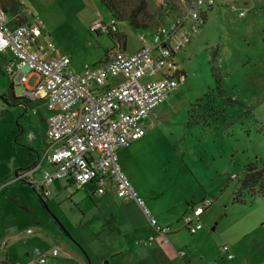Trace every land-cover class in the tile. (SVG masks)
Instances as JSON below:
<instances>
[{
    "label": "rangeland",
    "instance_id": "obj_1",
    "mask_svg": "<svg viewBox=\"0 0 264 264\" xmlns=\"http://www.w3.org/2000/svg\"><path fill=\"white\" fill-rule=\"evenodd\" d=\"M19 1L22 22L28 11L38 16L43 23L42 39L54 45L56 55L70 59L74 73L102 64L119 36L129 54L144 43L140 37L150 43L147 31L121 20L116 21L119 32L113 38L90 33L88 27L94 20L111 21L98 0ZM146 4L153 30L162 22L157 19L160 10L157 0ZM233 4L235 10H231ZM172 15L181 17L177 11ZM171 22L164 20L166 26ZM191 24L197 32L175 58L186 75L185 83L155 109L142 148L131 145L118 164L148 207L161 218H181L172 224L178 232L169 237L174 239L175 250L182 249L178 251L198 264H219L216 253L226 246L236 254L224 264H264V200L240 189L248 165L264 169V0H219L206 13L203 26L187 19L182 34ZM213 54H217L214 62ZM6 60L0 57V238L6 244L8 263H24L26 254L31 257L35 249L49 255L53 248L58 251L59 264H89L86 259L90 264L130 263V253L110 255L119 249L138 248L135 241L141 236L126 235L123 229L121 235L115 231L112 236L96 234L92 225L94 216L102 219L98 201L102 196L91 185L86 193L74 186L72 192H55L52 185L49 196L41 201L25 183L12 182L15 172L36 161L30 149L41 144L43 128L32 110L24 119L10 105L13 98L22 97V91L5 74ZM35 80L32 77L29 85ZM37 109L45 119L43 107ZM17 124L23 126V133ZM35 177L39 180L41 172ZM237 191L240 202L233 201ZM205 199L211 206L198 218L201 236L190 235L182 218L192 216L190 205ZM128 206L134 220L147 222ZM113 210L108 206V211ZM165 246L174 252L170 244Z\"/></svg>",
    "mask_w": 264,
    "mask_h": 264
},
{
    "label": "built area",
    "instance_id": "obj_2",
    "mask_svg": "<svg viewBox=\"0 0 264 264\" xmlns=\"http://www.w3.org/2000/svg\"><path fill=\"white\" fill-rule=\"evenodd\" d=\"M157 0L163 8H173L181 17H173L169 25L157 26L149 35L151 46L134 53L109 52L98 66H85L81 73L70 68V59L56 55L55 47L42 39L43 23L38 16L26 12L24 22L13 27L14 20L0 9V56H6L4 72L21 87L22 97L42 104L45 118V147L34 165L14 175L13 183L30 185L42 197L46 189L59 180L70 182L77 190L93 184L95 193L103 195L112 190L118 199L133 202L155 235L142 243L168 244L170 226L160 224L146 207L121 170L117 150L129 148L146 135L154 110L162 105L176 88L186 81L175 57L197 32L191 24L188 32L180 34L183 23L190 19L202 24L201 16L219 0ZM231 10H235L234 4ZM242 15V13H240ZM13 25V24H12ZM90 33L115 35L116 21L109 24L94 20ZM144 42V38L140 37ZM36 77L29 85L30 79ZM52 171L42 169L43 165ZM42 170V171H41ZM41 171V178L35 175ZM211 206L207 199L192 207V216L182 218L183 228L190 235L202 226L198 218ZM6 244L0 238V249ZM228 260L226 246L222 247ZM180 259L185 253L176 252ZM57 255V250L49 254ZM25 264H47L46 255L38 250Z\"/></svg>",
    "mask_w": 264,
    "mask_h": 264
},
{
    "label": "crops",
    "instance_id": "obj_3",
    "mask_svg": "<svg viewBox=\"0 0 264 264\" xmlns=\"http://www.w3.org/2000/svg\"><path fill=\"white\" fill-rule=\"evenodd\" d=\"M216 5H218V3ZM13 26L14 25H11V27H13ZM153 30L147 31L148 37L150 36L149 34ZM118 32H119V29H118ZM181 33H182V29L180 30V34ZM149 39H150V37H149ZM150 46H151V42L149 44H147L144 41V43L141 44V46L138 49H136V51H138L139 49H141L143 47H150ZM117 50L118 51H124V52H126L125 51L126 50L125 49V43L123 42V44H122V43H120V42L117 41V43L115 45V48L114 49H110L108 51L113 52V51H117ZM136 51H132L130 53H134ZM177 55H176V57H177ZM153 113L151 115V118L152 117H155V114H153ZM150 121H151V119H150ZM144 137H142L141 139H139L136 142H134L132 144V146L133 145H136V146H138L136 148L141 149L142 146L144 145V144H142L143 141H141V140ZM44 147H45V126H44L43 132H42V141H41V144H39L38 147L36 149H34L35 152H32L35 155V157H36V161L39 158V156L41 154V151L43 150ZM125 149H128V148H124V149L121 148V149H118L117 150V159H118V161H119V158H120V156L122 155V153H123V151ZM128 158H129V156H128ZM35 162H34V164H35ZM34 164H32V165H34ZM42 169L48 170V171H52L53 170V167L45 164V165L42 166ZM41 171H39V173ZM60 181H63V182L60 183ZM52 185H54V188L53 189H56L55 192H60L61 190H64V189H66V190L69 189V191L72 192V189H73L72 188L73 185L70 182L65 181V180L55 181L50 186H52ZM88 185H91V187L94 188L93 184H88ZM49 187H47L46 189L48 190ZM86 187L87 186H85L84 189H82L85 193H86ZM94 191H95V188H94ZM109 193H111V194H109ZM100 196H102V197H100V199L98 201H99V204L102 207V213H101L102 214V219H100L99 217L94 216L95 217V223H94V225H92L94 228H97V231H96V234L97 235L103 232V233H107L108 236H112L113 231H115L119 235H121L122 234L121 230L123 229L124 231L127 232L126 235L129 234V233H131V234H134V235L141 236V238L139 237L140 238L139 239L140 241H137V242L135 241V245L138 248L131 247V248L126 249L125 251H122L121 249H119V250L116 251L117 253H111V255H110L111 258L121 257V256H123V253L126 252V254L127 253H130L128 259L131 260V262L129 263V261L127 260V263L128 264H181L178 261V258L179 257L176 258L175 257V254H177L176 252L178 250H182V249L175 250L176 248L174 246V239H172L171 241L169 240V237L171 235H175V233L178 232V230H176V229H174L172 227L173 222H177L178 220H181V218L176 217V221L175 220H169V219L161 218L159 216V214H157L155 212V210L153 209L152 206H149L148 207L147 204L145 203L146 204V207L150 210L152 216L160 224L166 225V226H170L171 233H170V235L168 237V240H169V243L168 244H170V246L174 250V252H175V254H174V252L171 250V248L165 246V244H161V243L155 242V243H153L151 245H144L142 243L143 241H146L150 236L155 235V233L148 226L147 222H145L143 220V218H142L141 222L138 223L136 220L133 219L134 217H132L129 214V211L132 210V208L129 207L128 205H131L135 209V211L138 213V217H144L142 215L141 211L137 208V206L133 202H125V201H123L121 199H118L115 196V194L113 193V191L110 190V189H108L103 195H100ZM115 200H120L121 202H116ZM127 203H131V204H127ZM108 206H113V208H114L113 212L108 211ZM192 207H194V205H190V209H192ZM186 212L187 211L184 210V212L182 213V215L185 214ZM140 215H142V216H140ZM97 218L100 219L101 222H99L97 220ZM135 219H138V218H135ZM135 222H137V224ZM200 231H199V233H196V234H199L200 235ZM196 234H194V235H196ZM172 237H174V236H172ZM1 240H2V238H1ZM52 250H57V249L53 248ZM228 250H229V254H231L233 256V259L232 260H234L235 259V254H236L235 251H233L230 248H228ZM42 255H46L47 264H59V262L56 259V256L58 255V253H57V255L55 257H52V256H50L48 254H42ZM216 256H217V260H218V263L219 264H224L226 260L227 261H232V260H228L226 254L223 253V252H221V251H220V253L217 252L216 253ZM74 257H77V256H74ZM25 258H26V260L24 261V263H20V262L19 263L20 264H25L28 261L32 260V254H31V257H30V255L26 254V257ZM102 259L103 260H107L108 258L103 257ZM0 260H5L7 264H10V263H8L6 247L0 249ZM179 260H181L182 264H193L192 261L194 262V264H198L197 262H195V259L194 258H191V257L190 258L189 257L187 258L186 254H185V257H184L183 260L180 259V258H179ZM198 260H200V259H198ZM19 263H17V264H19ZM211 264H215V263H211ZM231 264H234V263H231Z\"/></svg>",
    "mask_w": 264,
    "mask_h": 264
},
{
    "label": "trees",
    "instance_id": "obj_4",
    "mask_svg": "<svg viewBox=\"0 0 264 264\" xmlns=\"http://www.w3.org/2000/svg\"><path fill=\"white\" fill-rule=\"evenodd\" d=\"M99 3L106 9L109 13L111 19L115 21H126L128 25L137 30L149 31V25L151 24L152 16L147 12V0H98ZM159 7V12L157 15V19L162 22L159 25H165V19H173V8H163ZM0 9L4 14L14 20L15 25H20L23 17H21V4L19 0H0ZM212 8H209L207 12L211 11ZM206 13L201 16L203 26L206 22ZM118 34V33H117ZM116 35V34H115ZM115 35H108L109 37H114ZM118 42L122 43L124 41L120 40V36L117 39ZM111 51H107L105 54V59L107 54ZM217 54L212 55V61H215ZM1 57V56H0ZM5 96H3L4 98ZM5 99V98H4ZM6 101V99H5ZM14 107H17V112L19 111V115L25 119L29 110H32L39 117V124L41 128L45 126V119L41 117L39 110L37 108H42V104L33 103L25 98H13L12 104ZM44 109V108H43ZM45 110V109H44ZM18 122V121H17ZM16 122V123H17ZM18 125V124H17ZM20 127V134L24 132L23 126L18 125ZM42 139L40 137V143ZM31 153L35 152L34 149H30ZM17 173V172H16ZM15 173V174H16ZM14 174V175H15ZM264 188V169L259 168L256 169L253 165H248L243 174V178L241 180V190L246 191L249 195L253 196L254 194H259L261 198L264 200V193L262 190ZM36 191V190H35ZM42 201V197H39ZM234 202H240V192L237 191L236 195L233 198ZM0 264H7L5 260H0Z\"/></svg>",
    "mask_w": 264,
    "mask_h": 264
},
{
    "label": "water",
    "instance_id": "obj_5",
    "mask_svg": "<svg viewBox=\"0 0 264 264\" xmlns=\"http://www.w3.org/2000/svg\"><path fill=\"white\" fill-rule=\"evenodd\" d=\"M28 187L32 188L30 185L26 184ZM33 189V188H32ZM35 191V189H33ZM87 262L90 264V262L88 261V259H86ZM103 264H107V262L105 261Z\"/></svg>",
    "mask_w": 264,
    "mask_h": 264
}]
</instances>
